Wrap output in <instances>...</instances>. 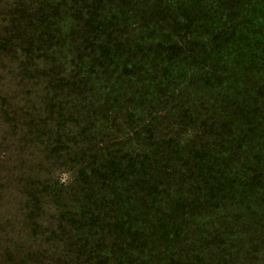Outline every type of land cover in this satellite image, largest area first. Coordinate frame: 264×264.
<instances>
[{
	"label": "trees",
	"instance_id": "obj_1",
	"mask_svg": "<svg viewBox=\"0 0 264 264\" xmlns=\"http://www.w3.org/2000/svg\"><path fill=\"white\" fill-rule=\"evenodd\" d=\"M0 264H264V0H0Z\"/></svg>",
	"mask_w": 264,
	"mask_h": 264
},
{
	"label": "rangeland",
	"instance_id": "obj_2",
	"mask_svg": "<svg viewBox=\"0 0 264 264\" xmlns=\"http://www.w3.org/2000/svg\"><path fill=\"white\" fill-rule=\"evenodd\" d=\"M63 180H65V176H63V178H62Z\"/></svg>",
	"mask_w": 264,
	"mask_h": 264
}]
</instances>
